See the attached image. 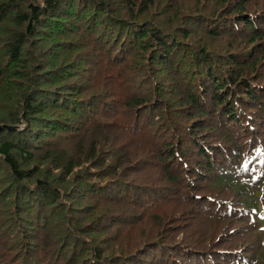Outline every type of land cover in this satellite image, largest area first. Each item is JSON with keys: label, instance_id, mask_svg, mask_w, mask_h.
I'll return each mask as SVG.
<instances>
[{"label": "trees", "instance_id": "16d2710c", "mask_svg": "<svg viewBox=\"0 0 264 264\" xmlns=\"http://www.w3.org/2000/svg\"><path fill=\"white\" fill-rule=\"evenodd\" d=\"M0 264H264V0H0Z\"/></svg>", "mask_w": 264, "mask_h": 264}, {"label": "water", "instance_id": "95a60500", "mask_svg": "<svg viewBox=\"0 0 264 264\" xmlns=\"http://www.w3.org/2000/svg\"><path fill=\"white\" fill-rule=\"evenodd\" d=\"M2 127H0V129H1Z\"/></svg>", "mask_w": 264, "mask_h": 264}]
</instances>
